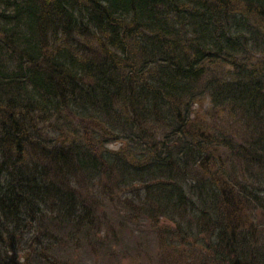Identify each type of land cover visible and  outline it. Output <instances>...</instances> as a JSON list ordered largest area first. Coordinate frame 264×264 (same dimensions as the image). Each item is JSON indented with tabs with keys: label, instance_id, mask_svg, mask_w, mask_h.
<instances>
[{
	"label": "trees",
	"instance_id": "16d2710c",
	"mask_svg": "<svg viewBox=\"0 0 264 264\" xmlns=\"http://www.w3.org/2000/svg\"><path fill=\"white\" fill-rule=\"evenodd\" d=\"M112 201L264 264V0H0V264H65L51 238Z\"/></svg>",
	"mask_w": 264,
	"mask_h": 264
},
{
	"label": "rangeland",
	"instance_id": "374dc122",
	"mask_svg": "<svg viewBox=\"0 0 264 264\" xmlns=\"http://www.w3.org/2000/svg\"><path fill=\"white\" fill-rule=\"evenodd\" d=\"M207 107V104L204 106ZM209 120H215L212 125L219 128L231 138L235 139L244 134L242 123L223 111L215 113ZM117 149L119 143H109ZM222 152V151H221ZM223 152L221 157H226ZM232 165L237 172L239 181H248L250 175L240 171V163L235 157L232 161H223ZM253 171V170H252ZM251 221L257 226L256 245L264 251V207L249 213ZM90 226H81L78 230H58L51 238L56 243L54 255L65 264H198L193 255L196 252L189 247L191 238L184 242L172 238L169 234L174 225L167 218L151 222L149 219L139 217L135 219L131 213L118 202H108L101 210H96L94 221ZM170 228H167V227ZM188 245V246H187ZM197 257V255H196Z\"/></svg>",
	"mask_w": 264,
	"mask_h": 264
}]
</instances>
